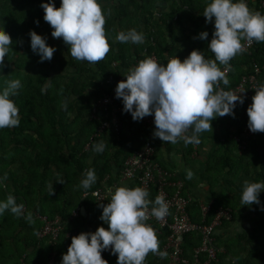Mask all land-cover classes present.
I'll return each instance as SVG.
<instances>
[{
  "label": "trees",
  "instance_id": "1",
  "mask_svg": "<svg viewBox=\"0 0 264 264\" xmlns=\"http://www.w3.org/2000/svg\"><path fill=\"white\" fill-rule=\"evenodd\" d=\"M19 1L26 3L29 0ZM47 2L48 0H37V10L31 11L32 13L28 14L29 21L25 22L12 20L9 15H5L7 10L14 12V9L0 2V30L4 29L10 35L13 44L22 43L20 51L23 52L18 53L20 60L13 61L12 69L9 59L17 55L18 50L8 53L4 59L5 67L0 73V89L6 86L7 80L19 79L22 82L19 95L12 98L19 109L20 123L17 127L0 129V177L7 175V180L0 184V201L6 200L7 196L12 194L17 204L24 205L22 216L17 217L10 211L0 215V264H36L32 257L35 255L37 260L39 244L48 246V252L41 254L40 251L42 256L39 261L40 264H47L49 252L55 251L59 254L61 248V253L65 254V248L68 249L74 236L86 232L94 233L101 226L107 229L108 226L96 218L95 200L82 195L98 189L106 176L110 178L107 183L111 184L115 176H119L125 159L146 140L151 139L154 148H158L156 139L152 137L155 129L143 126L142 121H133L131 114L123 112L120 99L119 132L115 134L105 130L95 136L101 119L92 120L89 115L94 103L104 93L110 92L111 85L106 83L109 77L115 80L123 76L126 80L125 76L133 62L142 60L144 49L154 52L160 64H166L175 57L183 61L193 50L201 51L207 59H215L208 48L215 30L214 23H207L204 27L201 25L206 22L203 12L210 0H99L105 15L104 29L110 51L104 60L96 64L75 60L62 38L51 36L54 29L44 21V11L41 7L42 3ZM58 2L55 0L57 8L60 6H57ZM251 6L252 3L248 4L249 9ZM183 7L187 8L184 11V20L182 15L179 16L183 13ZM259 12L264 14V11ZM131 29L144 34L142 44L121 43L116 40L119 32ZM31 31L46 37L48 45L57 49L51 61L41 63L40 57L33 53L30 47ZM204 31L209 33L208 39H198L199 34ZM150 39H153L154 46L150 45ZM182 41L190 43L189 48L183 47L184 52L181 49L175 53L174 48ZM262 54L264 42H254L250 54H237L229 63L231 68L227 78L230 83L227 86L221 83V88L228 91L236 86L242 76L251 73V64L254 61L259 62V56ZM217 63L220 69L225 66ZM258 80L259 84L264 83V71ZM234 112V118L230 115L233 131H227L222 138L223 142L218 141L219 145L217 150L213 151L206 173L213 175V180L221 172L234 173L244 160L241 156L248 155L250 163L244 164L243 168L246 171L247 167L253 166V169L257 170V182H264V149L261 153L256 150L261 145L262 133L258 132L254 138L246 140V147L241 150L240 156H232L233 146L236 149L232 143L233 137L238 136L243 126L248 123V116L242 105H238ZM101 141L106 144V148L102 154H98L93 151V145ZM134 142H138L136 147L129 146ZM163 144L167 146L170 143ZM87 145L88 149H85ZM154 160L160 163L156 155ZM89 169L95 170L97 181L90 189L85 190L78 185ZM58 181H62V184L57 183ZM207 182L210 200L213 201L212 207H228L232 219L235 218V204L231 201L223 204L218 201L216 192L210 189L216 182ZM50 185L54 188L52 195ZM228 190L234 192L235 187ZM192 196L194 202L188 208L189 215L193 221L200 222L201 201L196 200L194 193ZM148 198L155 200L154 190L150 191ZM260 200H264V195H261ZM78 207L84 210L79 212L76 218L70 219L72 211ZM28 215H31V222L25 218ZM37 215L49 219L56 216L60 218L63 229L55 244L50 245L45 239L43 241L46 244H43V241L37 238L42 226ZM211 219L212 212L204 223L209 224ZM261 222L263 225L252 226L251 231L233 239L225 237L222 240V234L217 236L216 247H221L223 251L217 254L218 262L215 264H222L227 255L235 260L233 264H264V219H261ZM229 224L222 223L224 226ZM68 233L72 235L65 238ZM158 240L161 247L164 237L159 236ZM238 243L243 245L234 252V246ZM199 245V235H185L182 244L184 255L191 259L192 251ZM244 252L247 256H242ZM102 258L108 261V264H117V256L111 252L102 254ZM203 258L200 257V262ZM144 264L164 262L159 261L155 254L150 252Z\"/></svg>",
  "mask_w": 264,
  "mask_h": 264
},
{
  "label": "clouds",
  "instance_id": "2",
  "mask_svg": "<svg viewBox=\"0 0 264 264\" xmlns=\"http://www.w3.org/2000/svg\"><path fill=\"white\" fill-rule=\"evenodd\" d=\"M43 19L54 31L53 38H62L68 46L71 57L77 61L96 64L105 59L110 51L104 25L105 15L99 0H61L57 8L55 0L42 3ZM206 23H214L212 39L208 44L215 59H207L199 50H193L181 61L175 57L166 64L147 58L129 69L115 88V98L122 100L123 112L129 113L133 121H142L153 116L155 130L153 136L163 143L175 144L183 141L186 145L200 144V134L212 130V121L227 115L235 117L237 103L243 105L241 95L220 88L230 81L220 65L229 66L230 61L243 50L242 41L264 42V14L249 9L246 0H210L204 9ZM37 24L39 21L36 22ZM30 47L40 57V62L51 61L55 47L49 46L47 38L35 31L29 33ZM204 31L198 39L207 40ZM144 34L131 29L119 32L116 40L121 43L142 44ZM13 41L3 29L0 30V73L5 67ZM0 89V129L17 127L20 123L19 109L13 97L19 95L22 82L19 79L5 81ZM247 108V127L252 133H264V83H260ZM191 131V134H187ZM106 144L101 141L93 145V151L102 154ZM193 173L187 171L191 180ZM7 175L0 177V184ZM97 181L94 169H89L78 187L87 190ZM57 183L62 184V181ZM53 194V185H50ZM264 192V182L245 181L241 203L245 206L259 205V197ZM149 192L141 187H117L110 190V201L100 204V220L107 225L94 233L86 232L72 238L67 252L62 255L61 264H108L102 253L111 250L117 256V264H144L151 252L161 258L167 252L160 251V243L153 228L146 223L149 215L163 220L169 214V206L163 195L150 200ZM151 209L149 212V206ZM264 211V208H261ZM10 211L17 217L24 214V205L17 204L9 194L0 201V215ZM31 222V215L25 217ZM222 251V249H221ZM218 261V259H217Z\"/></svg>",
  "mask_w": 264,
  "mask_h": 264
},
{
  "label": "built area",
  "instance_id": "3",
  "mask_svg": "<svg viewBox=\"0 0 264 264\" xmlns=\"http://www.w3.org/2000/svg\"><path fill=\"white\" fill-rule=\"evenodd\" d=\"M247 4L252 3L250 8L253 12L264 11V0H246ZM250 2V3H249ZM150 45L154 46L153 39H150ZM243 50L238 55L250 54V50L254 47V42L251 44L247 41H242ZM152 58L156 62L157 56L154 52H147L144 49L142 60ZM260 61L251 64V73L242 76L236 86L228 91L234 94L241 95L245 102L242 105L245 114L247 108L252 104V97L255 95V89L259 85V75L264 71V54L259 56ZM140 59L133 62L130 69L135 67ZM227 67L226 75L229 76L231 65L224 66L221 70ZM123 76L117 77L113 80L109 77L106 81L111 85L109 93H104L92 106L90 112V119H101L100 126L96 130L95 136H99L103 131L110 130L117 134L120 129V113L121 107L118 99L115 98V88L117 84L123 81ZM221 88V84H220ZM240 105L237 103V106ZM236 106V107H237ZM236 109V108H235ZM145 127L155 129L154 117L148 116L142 120ZM190 133V131H189ZM187 133V134H189ZM256 133H252L247 127V123L243 126L242 131L238 136L233 137L235 143L240 150L246 147V140L254 138ZM190 135V134H189ZM182 141V140H181ZM194 147L195 145L192 144ZM88 149V145L85 147ZM155 148L151 143V139L146 140L140 147L136 148L133 153L128 156L118 176V183H126L123 187L135 188L141 187L149 193L151 190L155 192V198L158 195H163L169 206V214L163 220H157L155 217L149 215L146 221L155 231L158 239L159 236L164 237V243L160 247V251L167 252L166 258H161L158 254L159 261L164 264H215L217 263V254L220 249L216 247L215 238L217 236V229L224 222H230L232 219L231 210L228 207L221 205L213 206V201L199 202L200 222L193 221L189 215L188 208L194 202V198L190 192L186 190L184 183L180 179H176L175 175L160 163L154 160ZM109 176H106L98 189L90 193H84L82 196L92 197L96 203H103L110 201V190L114 191L118 183H112L111 186L107 185ZM175 179V180H173ZM151 205L149 206V212ZM82 207L74 209L71 213L70 219H74L81 212ZM212 212V219L209 224H205L207 216ZM42 223V226L37 234V238L47 240L50 245L56 243L62 232L63 226L58 216L49 219L46 216H36ZM195 233L200 236V245L192 251L191 259L186 257L183 253L182 244L183 237L187 234ZM72 234H67V237ZM111 250L104 251L102 254H108ZM203 256L202 262L200 257ZM53 254L50 258L52 263Z\"/></svg>",
  "mask_w": 264,
  "mask_h": 264
},
{
  "label": "crops",
  "instance_id": "4",
  "mask_svg": "<svg viewBox=\"0 0 264 264\" xmlns=\"http://www.w3.org/2000/svg\"><path fill=\"white\" fill-rule=\"evenodd\" d=\"M168 7V4L166 6V8ZM181 43H178L176 45L175 48L178 49V51L180 49H182V51L184 52L183 50V47L184 48H189L190 44H188L187 42H185L184 44L185 45H182L181 47ZM184 54V53H183ZM177 55V54H176ZM178 56V55H177ZM123 74V72H122ZM224 120L226 121L224 124H223V127H225V132L224 134L221 136V142H223V139L225 134H227V131L228 132H231L233 131V127H232V121L231 120V117L230 115H227V116H224V117H221L220 118V121H214V123L216 125H218L219 122H223L221 121ZM262 137L260 139L261 141V145H259L256 150L261 153L264 149V133H262ZM204 135L201 133L199 138H200V141L202 139L203 143H204V146L202 145H195V147L193 146V152L190 150V148H188L189 145H186L183 141H179L175 144H168L167 146H164L163 142L159 139V138H155L153 135V139H156L155 142H156V145L158 146V148L156 150V159L161 163L162 166H164L166 169H168L171 173H173L175 175V178L176 179H180L185 187H186V190L188 192H190L191 194L194 193L195 197H196V200L197 201H208L210 197V194H209V188H208V185H207V181H215L213 180V175H211L210 173H206V170L208 169V162L211 161L212 159V156H213V152H212V155L211 156H208L209 153L211 152V145L210 143H205V140L209 141L208 138H215V140L217 139L218 136L216 135H211V136H208V137H203ZM220 136V135H219ZM202 141L200 142L202 144ZM219 143H220V140H218ZM234 143V142H233ZM135 144V145H133ZM138 145V142H134V143H131L129 144V146L131 147H136ZM141 146V145H140ZM139 146V147H140ZM215 150V149H214ZM213 150V151H214ZM188 151L192 152L191 155L188 156ZM239 152L241 153V150H239ZM199 154V157H193V156H196ZM232 156L233 155V152H232ZM248 155H243L241 156L244 160L242 162V164H246L247 162L250 163V157H247ZM92 161V158L89 159V162ZM258 165V163H257ZM245 166V165H243ZM188 170H191L192 173H193V177L191 180L187 179L186 178V175H187V171ZM211 171V170H210ZM114 178V176H112ZM202 177L204 178V181L205 182H199V178ZM118 177L115 176V180L112 182V183H118ZM212 179V180H211ZM111 184H108L109 186L112 185ZM126 184V183H118L117 186H122ZM200 185H202L200 187ZM217 183H214L212 189L213 191H217L216 190V186ZM264 195V194H263ZM211 201V200H210ZM108 202H103V203H96L95 205V208H94V213L96 215V218L97 219H100V216L102 215V208L99 206L100 204H107ZM252 230V227L250 228V230H248L247 232L251 231ZM226 239H233V238H236V236L238 237V235H243L244 233H246V230H242L241 232H238V233H234L233 230L230 228V229H227L226 230ZM220 234H224V232H221L219 233L217 236H219ZM216 236V237H217ZM65 238H68L67 237V234L65 235ZM43 241V240H41ZM43 244H46L45 241H43ZM49 244V243H48ZM240 245V244H239ZM48 246H43L42 244L38 245L37 246V260H35V255L32 257V260L33 261H36L37 263L36 264H40V258H41V254L42 252H45V251H49V249L47 248ZM238 248V244H236L234 246V252L235 250ZM220 249V252H221V248L219 247ZM29 250H32V249H29ZM28 250V251H29ZM33 251V250H32ZM40 251H41V254H40ZM60 253L58 254L57 252L55 251H50L49 254H48V258H47V264H50V258H51V255L53 254V259H52V263L51 264H54L56 262V264H61V256L63 255L61 253V251L63 252V249L60 248ZM65 251L67 252V247L65 248ZM46 252V253H47ZM58 254V255H57ZM242 256H247L246 255V252L242 253ZM58 257V258H57ZM155 257L156 254H155ZM158 258V257H157ZM229 259V260H228ZM57 260V261H56ZM223 260L227 261L223 263L222 261V264H233L235 262V260L230 256V255H227V257H225Z\"/></svg>",
  "mask_w": 264,
  "mask_h": 264
},
{
  "label": "rangeland",
  "instance_id": "5",
  "mask_svg": "<svg viewBox=\"0 0 264 264\" xmlns=\"http://www.w3.org/2000/svg\"><path fill=\"white\" fill-rule=\"evenodd\" d=\"M58 1L61 3V0H58ZM171 1H175V0H171ZM0 2L4 3L5 5H9V8L14 9V12L7 10L5 15H9L12 18V20L15 19V20L21 21V22L29 21V15L28 14L32 13L31 11L37 10V0H29L26 3H23V2L21 3V1H19V0L18 1L17 0H0ZM59 2L57 4V6H59V4H60ZM185 10H187V8L183 7V10H182L183 13L179 14V16L180 15L183 16V20L185 18V12H184ZM157 15L158 14H156L155 17H157ZM201 25L204 27L205 25H207V23L203 22V23H201ZM184 43H185V41H182L181 47H182V45H185ZM14 44L9 46L10 49H12V51L10 50L9 53L16 51V49L18 51H17V55L12 54L13 56L11 57V59H9L11 69L13 68L12 65H14L13 61L14 62L19 61L20 60V59H18L19 54L23 53L20 51L22 43L17 44V45L16 44L14 45ZM188 44H190V43H188ZM14 48H15V50H14ZM174 51H175V53H177L178 49L174 48ZM180 51H181V49H180ZM22 67L26 68V66H22ZM27 71H29V70H27ZM220 118L221 117L215 119L214 121H217V120L220 121ZM214 121H212L213 131L208 130V131H205L202 133L205 137H208L211 135L218 136L216 140L214 137L208 138L209 141L205 140V143L207 142V143H210V145H211V147H210L211 152L209 153L208 156L212 155V152L214 149L217 150V147L219 145L218 139L221 142V136L225 132V127H223V124L226 121L221 119V121H223V122H219L218 125H216L214 123ZM201 141H202V139H201ZM233 144H235V147H236V149H235L233 146V155L235 157H237V155L240 156V154H242V152L241 153L239 152L240 149L238 148L236 143H233ZM188 145H189L188 148H190V150L193 152V145L192 144H188ZM200 145L204 146L203 141H202V144L200 143ZM192 152L188 151V156L191 155ZM193 157L197 158V157H199V154L196 156H193ZM243 165L244 164L240 163V167L234 173L225 174V172H221L220 174H217V176L214 178L215 182L217 183V185L215 186L216 190H217V191H215L216 192V194H215L216 199L218 201L222 202V204L225 202H229V201H231L235 204V208L233 210L235 213V218H233L229 222L230 223L229 225H227V226L221 225L217 229V235L221 232H224V234H222V236H223L222 240L225 239V237H226L225 232L227 229L231 228L234 233H238V232H241L243 229L246 230V232H247L248 230H250V228L252 226L257 227V226L263 225V223L261 222V219H264V211H262L261 208H264V200H260L261 203L259 205L254 204L251 206L250 205L245 206L241 203V194H242L244 182L245 181H248L250 183L251 182H257V177H256V174H257L256 171L257 170L256 169L254 170L253 166H250V167H247L246 171H245V169L243 168L244 167ZM202 181L205 182L204 178L200 177L199 182H202ZM231 183L234 185H230ZM201 186L202 185H200V187ZM233 186L235 187V191L230 192L228 190V188L230 189V187H233ZM212 187H210V189L213 191ZM263 194H264V192H262L260 194L259 199H261V195H263ZM208 198H209V200L211 199V197H208ZM258 222H260V224ZM223 228L225 230H222ZM242 245H243V243H241L240 245L238 243V248L241 247ZM222 251H223V249H222ZM224 262L227 263V261L223 260V263Z\"/></svg>",
  "mask_w": 264,
  "mask_h": 264
},
{
  "label": "water",
  "instance_id": "6",
  "mask_svg": "<svg viewBox=\"0 0 264 264\" xmlns=\"http://www.w3.org/2000/svg\"><path fill=\"white\" fill-rule=\"evenodd\" d=\"M84 209L82 208V210L81 211H83Z\"/></svg>",
  "mask_w": 264,
  "mask_h": 264
}]
</instances>
